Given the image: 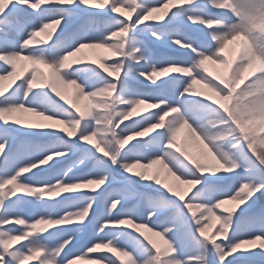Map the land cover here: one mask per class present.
Wrapping results in <instances>:
<instances>
[{
  "label": "snow or ice",
  "instance_id": "6c2138e0",
  "mask_svg": "<svg viewBox=\"0 0 264 264\" xmlns=\"http://www.w3.org/2000/svg\"><path fill=\"white\" fill-rule=\"evenodd\" d=\"M100 249L264 264V0H0V264Z\"/></svg>",
  "mask_w": 264,
  "mask_h": 264
},
{
  "label": "rangeland",
  "instance_id": "374dc122",
  "mask_svg": "<svg viewBox=\"0 0 264 264\" xmlns=\"http://www.w3.org/2000/svg\"><path fill=\"white\" fill-rule=\"evenodd\" d=\"M133 19H134V15H133ZM39 38L40 39H44L45 37H43V35H42ZM53 39H55V36H53ZM229 47H230V50H231V49H234V48H238V45H230ZM92 50L94 51L93 56L88 54V53H86V52H81L79 54V56L83 57L85 60H88V61L93 60V59H95L97 61H100V59L102 57L108 58V57L111 56L109 51L106 50V49H92ZM161 51H163V49H161ZM227 54H229L231 56L233 53L232 52L231 53L228 52ZM209 68H210L211 71H214V72H222L223 71V66L222 65H214V64L209 63ZM8 83H9L8 81H5V85L6 86H7ZM67 94L71 95L72 94V90L71 89L67 90ZM138 111H143V108L139 109ZM125 123H130V121H126ZM193 150L195 151L196 149L193 148ZM226 206L227 207H232V205H226ZM210 223L212 224V227L209 228V234H215L216 227H218V222L214 221V222H210ZM65 227H71V226H65ZM52 230H54V229H52ZM141 231H144V229H141ZM15 246H19V244L17 243ZM105 254H109V253H107V250L106 249H100L95 254H87L84 259H77L76 260V264H96L97 258L100 255H105ZM230 258L231 257H229V259ZM29 264H38V261L37 260H32V261H29ZM105 264H106V262H105Z\"/></svg>",
  "mask_w": 264,
  "mask_h": 264
},
{
  "label": "bare ground",
  "instance_id": "6f19581e",
  "mask_svg": "<svg viewBox=\"0 0 264 264\" xmlns=\"http://www.w3.org/2000/svg\"><path fill=\"white\" fill-rule=\"evenodd\" d=\"M82 52H86V53H88V54H90L92 56L94 54V51L92 50V48H86ZM229 53H231V51H229Z\"/></svg>",
  "mask_w": 264,
  "mask_h": 264
}]
</instances>
